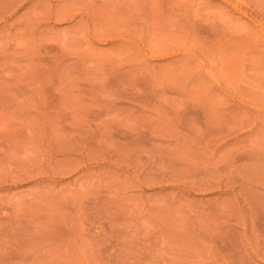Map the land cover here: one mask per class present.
Masks as SVG:
<instances>
[{
    "label": "rangeland",
    "instance_id": "obj_1",
    "mask_svg": "<svg viewBox=\"0 0 264 264\" xmlns=\"http://www.w3.org/2000/svg\"><path fill=\"white\" fill-rule=\"evenodd\" d=\"M0 264H264V0H0Z\"/></svg>",
    "mask_w": 264,
    "mask_h": 264
}]
</instances>
